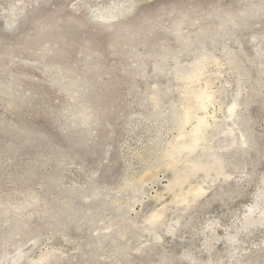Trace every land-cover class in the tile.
I'll return each instance as SVG.
<instances>
[{
  "label": "rangeland",
  "instance_id": "rangeland-1",
  "mask_svg": "<svg viewBox=\"0 0 264 264\" xmlns=\"http://www.w3.org/2000/svg\"><path fill=\"white\" fill-rule=\"evenodd\" d=\"M127 1L0 0V264H264V0Z\"/></svg>",
  "mask_w": 264,
  "mask_h": 264
},
{
  "label": "bare ground",
  "instance_id": "bare-ground-1",
  "mask_svg": "<svg viewBox=\"0 0 264 264\" xmlns=\"http://www.w3.org/2000/svg\"><path fill=\"white\" fill-rule=\"evenodd\" d=\"M122 1V0H121ZM130 1H132V0H130ZM130 1H127V2H130ZM118 2V1H117ZM124 2V1H123ZM82 3V2H81ZM87 3V2H86ZM121 3V2H120ZM119 4V3H118ZM117 4V5H118ZM116 5V6H117ZM122 5V4H121ZM126 5V4H125ZM132 5V4H131ZM131 5H130V8H131ZM88 7V6H87ZM101 7V6H100ZM104 7H105V5H104ZM118 7V6H117ZM83 8V7H82ZM137 8V7H136ZM85 9V8H84ZM89 9V8H88ZM90 10V9H89ZM103 10V9H102ZM119 12H118V10L117 11H101L100 13H99V15H98V18L100 19V21L99 22H101V20L104 22V21H106V22H108V21H112V20H114L116 17H117V14H118ZM127 19V18H126ZM128 19H129V17H128ZM128 19H127V21H128ZM184 20L183 19H181V20H179L178 22H180V23H182ZM105 23V22H104ZM103 25V24H102ZM129 26V25H128ZM130 26H132V25H130ZM41 29V28H40ZM126 29V28H125ZM41 31V30H40ZM47 31V28H45V29H43L41 32H46ZM201 63V62H200ZM199 63V64H200ZM199 65H196V67L195 68H197ZM201 66H203V65H201ZM194 67V66H193ZM198 70L200 69V72H201V68H197ZM196 69V70H197ZM195 70V69H194ZM195 72V71H194ZM199 71H197V74L198 73H200ZM196 74V73H195ZM197 77H199L198 75H197ZM206 85V84H205ZM204 85V86H205ZM206 88V87H205ZM203 89V88H202ZM196 91L197 90H199V89H195ZM192 91L194 94L192 95V97L194 98V101H195V103L194 104H196V107H199V109H205L206 108V103H208L209 101H210V98L212 97L211 96V94L212 93H210L209 92V90L208 89H204V90H202V91H200L201 90V88H200V90H199V92L197 91ZM232 105V104H231ZM230 105V106H231ZM206 110V109H205ZM228 110H229V116H232V115H234V111H235V104H233L231 107H229L228 108ZM192 113V112H191ZM191 113H190V111H189V108L187 109L186 108V110L183 112V114H182V118L181 119H179V120H181L183 123H188V121H190L189 119H191L192 117H191ZM192 116L194 117V119H195V124L194 125H192V130L189 132H183V131H180L181 133H180V135H178L182 140L180 141H178V143H177V141H176V145H174L173 147H172V149H171V151L169 152V156H173V158H174V156L176 157L175 159H172L173 160V163H178V161L180 160L179 159V156H180V154H183V152L184 151H186V153H191V152H193L196 148H198V145H199V143L201 142V140H202V138H203V135H204V133L208 130V128L209 127H212V126H210V123L208 122V120L206 119V116H205V114H201V115H194V114H192ZM180 121V122H181ZM213 127H215V128H213L214 130H216L217 128H218V124H215ZM235 129V128H234ZM234 130H233V128H225V129H223V132L224 133H228V134H230V135H232L234 132H233ZM178 137V138H179ZM241 137H242V135H241ZM210 152V151H209ZM183 156H185V153H184V155ZM181 157H182V155H181ZM209 158H211V161L209 160L208 162H204V163H201V162H198V161H196V160H188V158H186L189 162H188V164H185V159H184V164H182L183 162L182 161H180L179 163L181 164V165H183V167H185L186 166V168H187V170H188V172H186V169H185V172L184 171H182L183 173H181V171H179L180 172V174H178L177 173V178L175 179L176 180V182H175V184H177V183H179V184H181V183H183V182H185V181H187L189 178H188V176H191L190 175V173H194V172H196V171H200V170H202V171H205V172H208V170H210V169H212L213 168V166L215 165V164H217L218 163V158H217V156H216V154L214 153V152H210V155H209ZM183 159V158H182ZM168 162V164H167V166H169L170 164L169 163H171V162H169V160L167 161ZM187 162V161H186ZM176 163V164H177ZM178 163V164H179ZM173 165V164H171V166H177V165ZM185 165V166H184ZM182 167V168H183ZM171 168V167H170ZM184 169H182V170H184ZM201 192V187H196V189H194V194L195 195H198L199 193ZM178 196H179V194H178ZM179 197H181V199L183 200L184 199V196L183 195H181L180 194V196ZM255 206V205H254ZM254 206H250V207H254ZM260 211V210H259ZM260 213H261V211H260ZM157 214V213H156ZM262 214V213H261ZM158 215L159 214H157V215H152V217L150 218V220L153 222V221H156L157 220V218H158ZM159 219V218H158ZM42 260V259H41ZM40 261V260H39ZM36 262H38V260L36 261ZM35 261H34V263L35 264H37ZM39 263V262H38ZM40 263H41V261H40Z\"/></svg>",
  "mask_w": 264,
  "mask_h": 264
}]
</instances>
